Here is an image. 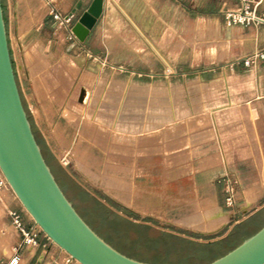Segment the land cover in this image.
Segmentation results:
<instances>
[{"label":"crops","instance_id":"obj_1","mask_svg":"<svg viewBox=\"0 0 264 264\" xmlns=\"http://www.w3.org/2000/svg\"><path fill=\"white\" fill-rule=\"evenodd\" d=\"M93 1L52 0V6L73 17L74 26ZM235 5L236 0H104L100 19L86 42H80L79 45L82 51H90L105 58L113 66H124L145 74L161 75L166 69L177 71L180 66V69L193 73L195 69H203L202 75L212 76V72L208 70L214 66L241 59L256 50H264V26L257 28L231 26L221 17L222 10L234 8ZM2 6L21 97L32 119V122L30 121L32 128L33 125L36 127L54 158H57L54 149L38 121L39 117L54 119L58 116L67 120L64 116L66 106L59 107L53 103V93L46 88L45 79L51 81L53 78L58 81L57 87L51 86L53 90L67 93L68 100L73 99L82 104V93L87 92L83 117L90 113L104 115L108 120L112 119L110 124L115 122V126L117 119H122L123 125L127 128L122 134L132 138L126 140V146L134 151L123 155V163L128 166L146 167L154 165L159 157L166 158L163 153L148 155L139 153L140 150L165 145V142L158 140L155 135L145 137L150 135L148 133L156 134L154 133L156 130L162 129L146 131L148 125H156L161 118L168 117L174 120L167 122L166 126L182 123V130L179 132L182 136L175 142L182 143L176 148L185 151L186 159L185 162L169 167L166 178H171L170 182L183 180L177 174L183 168L190 169L189 163L192 159L189 158L200 154L203 144L217 138V149L224 148L227 157H222L220 153L209 157L204 164L208 166L206 173L200 175L196 172L191 178L194 183L202 178L200 180L207 184L202 187L195 184L191 192L181 190L180 193L168 194L166 190L160 194L161 200H167L177 207H181L180 202L184 201L182 198L185 196L190 198V193L202 190L204 196L215 200L220 210L230 216V221L220 229L228 226L229 228L223 236L206 241L208 245L229 240L239 227L264 212V156L256 136L259 119L264 123V106H259V111L256 106L257 102L264 101V62L254 72L239 65L234 71L226 69L218 73V78L210 80L209 83H200L197 87L201 92V100L213 98V106L217 111L212 114L194 115L195 110L188 105L182 104L183 109L180 111L177 109L179 107L176 92L182 87H178L180 84L175 81L172 83L175 77L168 78L169 87L163 88L156 80L160 77L137 78L113 71L104 73V68L101 71L102 67H93L85 56L69 52L65 33L55 27L52 17L48 14L49 7L45 0H2ZM262 10L264 11V5ZM216 25L220 26L219 38L211 37L209 34V27ZM27 47L31 49L37 47L39 55L47 61V65H39V61L35 59L33 65L29 66L25 54L24 57L21 56ZM67 58L76 62L69 63H74L78 70L70 87L66 82L70 71L65 68L63 73L58 71ZM56 74L58 76H55ZM87 74L92 76L88 77ZM82 79H87L91 84L82 82ZM244 91L249 93L244 94ZM241 102H246V106L240 108ZM92 106H96L93 113ZM201 107L209 109L204 103ZM235 117L242 119L239 124L240 130L233 121ZM67 123L75 131L78 130V126H74L68 120ZM51 127L49 123L46 124V131L51 130ZM114 128H110L113 133ZM260 128L259 131L264 133V125ZM63 132L65 134L66 130ZM230 132L238 133L237 140L248 144L241 148L239 159L231 157L228 149L227 135ZM86 143L91 146L98 145L92 140H86ZM103 148L110 149V145ZM237 162L248 166L249 171L245 174L240 173L236 169ZM65 172L69 175L67 171ZM228 173L238 174L239 177L237 204L233 207H228L225 202L224 188L230 179L226 180L224 177H228ZM174 174L177 177L173 179ZM1 176L0 171V178ZM69 177L77 183L71 175ZM221 178L224 179L223 183ZM6 206L23 210L12 189L5 191L3 201H0V264L12 256L14 246L19 241L7 216ZM199 213L187 210L185 216ZM25 220L27 224H33L29 215H25ZM182 228L193 229V233L212 234L187 226ZM39 239L41 242L39 248L22 250L21 264H64L66 253L49 241L43 232ZM7 252L11 255L8 256Z\"/></svg>","mask_w":264,"mask_h":264},{"label":"rangeland","instance_id":"obj_2","mask_svg":"<svg viewBox=\"0 0 264 264\" xmlns=\"http://www.w3.org/2000/svg\"><path fill=\"white\" fill-rule=\"evenodd\" d=\"M219 33V25L209 27V34L211 37L219 38ZM24 54L25 60L29 66L33 65L35 59L39 61V65H47V61L39 55L37 47L33 49L27 47L21 56L24 57ZM79 55L85 56L83 53ZM70 61L76 63L73 59L67 58L60 65L61 69L59 68L58 70L61 73L64 72V68L70 71V76H67L68 79L66 80L69 87L73 84L75 75L78 73L76 66L73 65L74 63H69ZM88 61L93 67H101L97 62L92 60ZM203 62H205V59ZM102 69L103 67L101 71ZM103 70L104 73H109L111 71L110 69ZM202 70L203 69L198 68L193 70V73L186 69H180L179 66L177 72L186 74V76H176V79L172 80V83L176 82L180 84L178 87H182V89L179 88L176 92L178 95L177 104L179 107L177 109L179 111L184 107V105H180L182 103H186L190 108H193V110H195L194 115L204 113L212 114L217 111L213 106V98L205 101L201 100V92L197 86L200 85V83H209L210 80L217 79L218 73L220 72L215 71L211 73L212 76H207L202 75ZM163 73L164 71L161 72V74ZM87 75L88 77L92 76L91 74ZM55 76L58 75L56 74ZM156 80L163 88L169 87L167 86L169 84L168 78L165 79L164 76H160V78ZM39 81H41V79ZM39 81L38 84L40 85ZM45 81L47 90L53 93V103L57 104L59 107L65 105L66 109L64 116L69 123L76 127L78 126V130L75 131V129L67 123V120L60 116L54 119L38 118L41 129L48 137L54 149V153L57 156V158H55L56 161L64 170L66 169L65 171L73 177L78 185H81L89 195L105 205L113 214L126 219L130 223L143 227V229H132L129 233L130 235H126V233L121 235L114 232L110 227L100 225L93 214L86 208L84 202L80 200L76 193L72 191L65 182H62L65 194L71 200L81 217L116 250L130 258L149 264H210L237 248L244 240L252 237L264 227L263 212L254 220L239 227L229 240L215 245H208L206 241L223 236L229 228L228 226L227 228L220 229L230 221V216L220 210L215 204V200L207 197V195L204 196L203 190L198 193H190V198L187 196L182 198L184 201L180 202L181 207H177L167 200H161L160 194L166 192V190L168 194L169 192L172 194L180 193L181 190L191 192L195 184L197 187H202L204 184H207L204 180H200L202 178H199L196 183H194L191 178L196 172L200 173V175L206 173L208 166H204V164L209 157L214 156L216 153H220L222 157H227L224 148L221 147L217 149V138L212 142L203 144L201 153L189 158L192 159V162L189 163L190 169L183 168L179 171V174H177L178 177H182L183 180L170 182L171 178H166L169 167L176 163L185 162L186 159L185 151H180L176 148L178 145L181 146L182 143L175 142L176 139L182 136L179 133L182 130V123L179 122L166 126L167 122L174 120V118L168 117L161 118L156 125H148L145 129L146 131L154 128L162 129L156 130L154 132L156 134L148 133L150 135L145 137L149 138L155 135L158 140L165 142V145L163 147L140 150L139 153L144 155L163 153L166 155V158L164 156L159 157L154 165H147L146 167H138L137 165L128 166L123 163V155L134 153V151L128 149L126 146V140L132 138H128L122 134V132L127 129L125 125H123L122 119H117L115 126V122L110 124L112 119H109V121L108 117L104 115H93L90 113L83 117L85 111L84 103H77L73 99L68 100L69 97L67 93H58L54 91V88L51 86L57 87L58 85V81L54 80V78L51 81L46 79ZM82 82H87V79H82ZM89 84H91V82ZM243 93L248 94L249 92L244 91ZM203 103L208 105L209 109L205 110L202 108L201 106ZM246 104V102H241L239 106L243 108ZM261 105L264 106V101L256 103L258 111V107ZM91 108L93 113L96 106H92ZM72 115L76 116L73 117ZM238 115L239 113L236 116ZM79 116H81V118H79ZM238 118L240 117H237L233 121L236 122L235 126H238V130H240L241 125L239 124H241L242 119ZM262 122L263 121L259 119L257 124L258 133L256 136L257 140L260 141L264 156V133L259 131V129H261L260 126L264 125ZM48 123L52 125V127L51 130L46 131L45 125ZM57 126L60 128H57ZM111 127H115V133L110 130ZM232 129H234V127ZM63 130H66L65 134ZM237 134L238 133L230 132L227 135V140H229L227 146L230 150L231 157L234 156L236 159H239L241 148L248 144L237 140ZM86 140L97 142L98 145L91 146L86 143ZM102 145H110V149H105ZM237 163L236 169L240 173L245 174L249 171L248 166L240 162ZM176 177L175 174L172 176L173 179ZM224 178L226 180L229 178L233 183L237 181V184H234V190L237 193L239 189L238 174L228 173V177ZM223 180L224 179L221 178L222 183ZM115 205H119L123 209L128 210L129 213L121 210ZM179 208L181 209L178 210ZM187 210H194L196 213H200L185 216ZM182 226L212 234L193 233V229L186 230L182 228ZM145 227L151 230L144 229ZM119 229L122 230L123 227L121 226ZM162 235H169L185 242L179 240L176 242L174 239L170 243H168L167 240L160 242L158 239H166L165 236ZM7 255L10 256L11 253L7 252Z\"/></svg>","mask_w":264,"mask_h":264},{"label":"water","instance_id":"obj_3","mask_svg":"<svg viewBox=\"0 0 264 264\" xmlns=\"http://www.w3.org/2000/svg\"><path fill=\"white\" fill-rule=\"evenodd\" d=\"M103 8L104 0H94L74 25L72 31L80 42H86L100 19ZM86 96L87 92L83 91L82 103L86 102ZM0 171L43 233L79 263L149 264L124 255L100 237L81 217L58 184L37 142L21 97L9 48L2 0ZM210 264H264V227Z\"/></svg>","mask_w":264,"mask_h":264},{"label":"built area","instance_id":"obj_4","mask_svg":"<svg viewBox=\"0 0 264 264\" xmlns=\"http://www.w3.org/2000/svg\"><path fill=\"white\" fill-rule=\"evenodd\" d=\"M45 3L49 7V16L52 17L55 27L62 30L65 33L68 51L76 55L83 53L87 60L97 62L104 69H110L115 73L127 74L132 77L143 78H158L164 76V78L186 76V74L178 73L175 70L166 69L161 75L145 74L138 71L130 70L124 66H113L110 62L98 55L93 54L90 51H82L79 45L80 41L73 33V17L68 16L61 10L56 9L52 6V0H45ZM264 0H236L234 8L225 9L220 12L221 17L224 21L231 26H241L244 28H257L264 26V11L262 6ZM82 43V42H81ZM264 62V50H256L245 57L228 62L223 65H216L208 72H224L228 69L234 71L237 66L242 65L248 71L257 70L260 65ZM68 165V164H67ZM234 184L232 181H227L224 188L225 202L228 207H233L237 201V193L234 190ZM11 189L10 185L2 175L0 178V201H3V193ZM7 216L10 220L11 226L13 227L17 237L19 238L18 243L14 246L12 256L3 264H21L23 260L22 250L23 249H37L41 246L39 235L43 232L41 228L32 219V225L27 224L25 215H29L24 209L19 211L17 209L6 206ZM30 216V215H29ZM51 241V240H49ZM52 242V241H51ZM53 243V242H52ZM54 244V243H53ZM55 245V244H54ZM61 249V248H60ZM64 264H81L69 254L66 253V259Z\"/></svg>","mask_w":264,"mask_h":264},{"label":"trees","instance_id":"obj_5","mask_svg":"<svg viewBox=\"0 0 264 264\" xmlns=\"http://www.w3.org/2000/svg\"><path fill=\"white\" fill-rule=\"evenodd\" d=\"M11 57H12V55H11ZM23 103H24L25 109H26V111L28 113V118L32 122V119L30 117L28 109L26 108L24 100H23ZM33 132H34V134L36 136L37 142L39 143V145L42 148L45 160H46L47 164L50 166V168H51V170H52V172H53L58 184L61 187V189L63 190L62 182H65V184H67V186L69 188H71V190L76 193V195L80 198V200L82 202H84L86 208L93 214V216L96 218V220L98 221V223L100 225L110 227V229H112L114 232H117V233H119L121 235L124 234V233H126V235L127 234L130 235L129 233L131 232L132 229L133 230L143 229V227H140L139 225H135L133 223H130L126 219H123V218L113 214L105 205H103L102 203H100L99 201L94 199L84 189H82L77 183H75L69 177V175L64 171V169L59 165V163L56 161V159L52 156V154L50 153V151L46 147V144H45L41 134L38 132V130L36 129V127L34 125H33ZM115 206H117L121 210L129 213L128 210L123 209L119 205H115ZM121 226L123 227L122 230L119 229ZM144 229L151 230L148 227H145ZM162 236H165L166 239L162 238L160 240L158 239V241L161 242V241L167 240L168 243L172 242L173 239L176 242H178L177 240L182 241L181 239H176L175 237H172V236H169V235H162ZM182 242H185V241H182Z\"/></svg>","mask_w":264,"mask_h":264},{"label":"bare ground","instance_id":"obj_6","mask_svg":"<svg viewBox=\"0 0 264 264\" xmlns=\"http://www.w3.org/2000/svg\"><path fill=\"white\" fill-rule=\"evenodd\" d=\"M168 70H170L171 71V69L169 68ZM254 72V71H253ZM88 76V75H87ZM64 162H65V160H64ZM67 163V162H66ZM65 165V164H64ZM30 215V214H29ZM30 217H31V215H30ZM32 218V217H31ZM56 245V244H55ZM65 252V251H64Z\"/></svg>","mask_w":264,"mask_h":264}]
</instances>
